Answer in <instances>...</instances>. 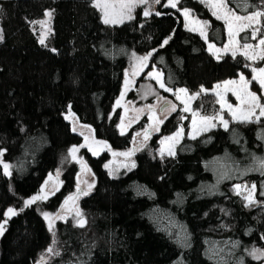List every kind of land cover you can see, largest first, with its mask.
Returning a JSON list of instances; mask_svg holds the SVG:
<instances>
[{"label":"trees","instance_id":"obj_1","mask_svg":"<svg viewBox=\"0 0 264 264\" xmlns=\"http://www.w3.org/2000/svg\"><path fill=\"white\" fill-rule=\"evenodd\" d=\"M93 3L0 0V157L10 165L8 175L0 164V223L7 222L0 264H254L251 253L264 238V119L185 138L173 157L159 155L153 142L136 155V169L118 178L105 169L108 153L88 156L96 186L81 200L86 226L48 229L41 213L56 212L76 189L78 166L70 151L82 137L69 113L113 151L132 147L136 128L120 133L121 112L114 111L132 52L148 55L166 87L200 93L194 108L203 114L216 115L220 105L201 88L252 75L243 55L214 57L207 42L186 29L180 11L189 9L209 21L208 42H227L224 23L197 0H180L179 9L150 17L139 9L122 25L105 24ZM228 6L248 15L264 11V0H231ZM49 10L52 32L43 45L37 23ZM250 34L242 33L241 42H250L242 39ZM180 125L178 113L161 136ZM230 152L262 171L216 186L214 165ZM59 172L60 191L26 206ZM245 183L257 185L252 206L234 190ZM9 208L16 214L5 216Z\"/></svg>","mask_w":264,"mask_h":264},{"label":"rangeland","instance_id":"obj_2","mask_svg":"<svg viewBox=\"0 0 264 264\" xmlns=\"http://www.w3.org/2000/svg\"><path fill=\"white\" fill-rule=\"evenodd\" d=\"M197 1L202 3L209 10V12L216 18V16L213 14L214 11L213 8L209 5V3L206 2V0L205 2H202V0H197ZM179 2L180 0H178L177 6L173 8L167 6L168 0H160L159 4L155 3L154 0H148V4L138 5L132 10L131 19H129L127 16H124L122 22H117L114 24H107V25H122L126 22H129L135 17V14L139 9H142L143 13L145 10H148L150 12L149 15L147 16L144 15L145 17H150L157 12L159 13L161 9H166V8L179 9ZM184 10H181L180 12L183 16L186 29L189 30V28H192L193 30L191 32L200 35V31H199L200 25L206 22L208 26L207 28H205V32L208 36V31L210 28L209 21L197 17L189 9L187 10H189L190 15L186 17L184 15ZM48 12H51L52 16L49 17L45 14L44 18L37 23L38 27L36 29L37 32L39 33V41L41 35L45 34V44L43 45H48L50 35L52 32L51 24L53 18V11L49 10L46 13ZM100 13L102 15V21H103V13L101 11ZM218 20L224 23L223 20L221 19ZM260 20L262 24V17L260 18ZM193 21H197L199 23H193ZM40 22H44V23L41 24ZM225 27H226V37H227V42L225 45H227L229 42V37L227 34V26L225 25ZM254 27L261 28V25L260 24L254 25ZM247 31L251 32L252 29H248L244 32ZM244 32H241L237 37V39L240 40L241 44H243L241 42V34ZM0 35H1V30H0ZM201 37L207 42L208 51L214 57L221 58L225 55L232 56L231 51L227 53L221 52L219 54H214L215 49L210 50L209 48V45H214V44L208 42V38H205L204 36ZM261 38H264V31L258 32L257 37L255 39H251L250 42L247 43L252 44L256 49V51H259L261 47H264L259 45V40ZM222 47L223 46L215 45V48H222ZM241 52H243V48H240V50L237 52L236 55H241ZM144 56H148V55H140L137 54L136 52H132L131 55L129 56L128 67L125 71V78H124L122 90L115 103V108H114V111L120 110L121 112L120 123L118 126L120 133L126 134L133 128H136L131 149L121 152L113 151L107 142L99 140L96 137L94 130L90 126L80 124L72 113H69L67 115V119L73 125V130L82 137L81 143L71 148V150L75 148L77 149V151L74 154L72 151H70L71 161L76 163L78 166V173L76 176V189L70 196H73L76 193L77 189L87 191L89 192V194H91L95 189L96 177L94 171L92 170L88 162V156H91L92 158H99L103 156L105 153H108L110 155V159L105 164V169L112 178H118L123 173H129L136 169L137 167L136 155L146 150H149L150 145L153 142H158L160 146L158 151L159 155L173 157L175 156L177 146L185 138L193 139L192 136H195L196 138L216 128H224L223 125L219 122V120H214L212 121V123L215 125L214 127H210L207 130L202 131L201 130L202 125L200 119L201 117L223 116L224 119L228 121V127L230 126V124L238 122L232 119V116L230 115L229 110L227 108V103L232 104L234 109L241 107L240 101L237 100L236 96L233 94V90L239 92L242 88V84L237 83V84H229L225 86L223 82L219 84L221 85L220 88H217L215 85L213 89L202 92V93L210 92L213 95H215L220 105V111L216 115L203 114L194 108V104L199 98L200 94L196 96L195 95L196 93H191L186 88H175V89L169 88L170 91H165V88H162L160 86V83L158 82L159 80L160 82L164 83L162 72L150 65L149 57L147 61H140L138 59ZM249 61L250 63H252V67H251L252 75L251 77L247 76L246 74H242V75L245 77L246 80L250 82L248 90L255 92L258 96H261V103L264 104V89L260 88L258 81L252 79V77L255 75V73H253L252 71V68L259 69L261 67H264V60L256 59ZM260 63L262 64L259 65ZM154 77H157L158 79ZM240 77L241 75L236 79L227 80V81H240ZM180 89H186L187 93L180 92L179 91ZM217 93H219V95H217ZM177 96H179L180 98L177 99ZM189 97L192 98L189 99ZM181 101L187 103L191 110L188 112L182 111V109L185 106V103H181ZM166 102H170L168 104L169 108H171V105H175L176 106L175 110H169L167 112L162 111V109L165 107ZM244 107H246V105ZM193 111L199 113V115L195 117L197 121L195 128H193L192 126ZM178 113L180 115V119L181 117H183V119H181V125L178 131H180V129L183 128V132L178 138L165 139L167 137H175V134L178 132L177 131L172 135L161 136L164 124L172 116ZM237 115L238 116L240 115L239 112L237 113ZM262 119H264V117L260 118V120ZM186 125L188 126L186 127ZM137 133H139V135H137ZM169 151H171L173 154L170 155ZM124 153H128V155H123ZM262 160L264 161V157ZM237 161L240 163H238ZM247 161L248 159L246 158L242 159L235 157L233 152L227 153L223 158H219L216 161V164L214 165V168L212 170L216 180L215 185L216 186L220 185L226 179L243 178L244 176L251 174L253 172L262 171L260 167L257 168L253 165V163ZM0 164L2 166L5 164L2 157H0ZM54 175L61 178L62 173L59 172L58 174H54ZM48 185L49 186L47 188V193L52 195L56 191L57 184L52 181ZM238 185L239 187H237ZM256 187L257 185L255 184H248V183L237 184L234 187V190L235 193L243 197L247 206H252L256 198ZM45 213L49 214L47 219L44 216ZM41 214L46 222L48 229L51 232L55 231L58 223L70 222L75 226H78L79 221H81V219H86L84 215V211L81 207V201L77 203V205L73 210H69L65 206V204H63L56 212L43 211ZM259 256H260L259 253L256 252L255 255H253L254 260H257Z\"/></svg>","mask_w":264,"mask_h":264},{"label":"snow or ice","instance_id":"obj_3","mask_svg":"<svg viewBox=\"0 0 264 264\" xmlns=\"http://www.w3.org/2000/svg\"><path fill=\"white\" fill-rule=\"evenodd\" d=\"M155 3L159 4L160 0H154ZM202 2H205V0H202ZM207 3L213 8V14L216 16L217 19H221L224 21L225 25L227 26V34L229 37V42L227 45L223 46L222 48H215V45H209L210 50L215 49L214 54H219L221 52L227 53L231 51V54L233 57L236 56L237 52L240 50V48H243V52H241V55L244 56L247 60H264V47H261L259 51H256L254 46L250 43H240V40L237 39L239 34L241 32H244L248 29H252L250 36H245L242 39L244 41H247L249 39H255L257 37L258 32L264 31V24H261V17H264V11H255L248 15H240L237 14L235 10L232 8H229L228 5L231 2V0H206ZM245 4H247V0H244ZM178 0H168L167 6L175 8L177 6ZM148 4V0H95L94 6L97 7L102 13H103V22L105 24H114L117 22H122L124 16H127L129 19L132 18L131 12L132 10L138 6V5H146ZM145 16L149 15L150 12L148 10H145L143 13ZM159 15V13H156ZM47 16L51 17L52 13L48 12L46 13ZM184 15L187 17L190 15L189 10H184ZM43 24L44 22H40ZM193 23H199L197 21H193ZM261 25V28H256L254 25ZM207 23H203L200 25L199 31L200 35L207 38V34L205 32V28H207ZM190 31H192V28H189ZM3 37L0 35V40H2ZM40 43L45 44V34L41 35ZM163 43H167V40H165ZM259 45L264 46V38H261L259 40ZM140 61H147L148 56L140 57L138 58ZM247 67V65H246ZM253 73L255 75L252 77L253 80L258 81L260 88L264 89V67H261L259 69L252 68ZM135 74V73H134ZM157 78V77H154ZM158 79V78H157ZM160 86L162 88H165V91H170L169 88L165 87L164 83L160 82ZM242 84L241 90L235 91L233 90V94L236 96L237 100L240 101V108L234 109L233 105L230 103H227V108L229 110L230 115L232 116L233 120L238 121L239 123H254L259 122L261 117H264V104L261 103V96H258L255 92L249 91V84L250 82L245 79L243 75L240 77V81H225L224 85L229 84ZM217 88H220L221 85H216ZM180 92L187 93L186 89H180ZM203 88H201V92H205ZM242 93V94H241ZM200 93H196L195 95L198 96ZM219 95V93H217ZM180 97L177 96V99ZM192 97H189L191 99ZM219 102V101H218ZM119 103V102H118ZM170 102H166L165 107L162 109V111L167 112L169 110H175L176 106L171 105V108H169L168 104ZM181 103H185L184 101H181ZM246 105V107H244ZM223 107V105H222ZM190 107L187 103H185L184 108L182 111L188 112L190 111ZM258 111V114H257ZM239 112V116L237 113ZM193 119H192V126L193 128L196 127L197 121L195 119L196 116L199 115L198 112L193 111L192 112ZM183 119V117H181ZM201 130H207L210 127H214L215 125L212 123L214 120H219V122L223 125L225 130L228 129V121L224 119L223 116H204L201 117ZM183 132V128L180 129L175 134V137H167L165 139H175L178 138L181 133ZM139 135V133H137ZM147 135V134H145ZM193 139H195V136H192ZM73 154L77 151V149L73 148L71 150ZM169 154L172 155L173 153L169 151ZM2 155V153H0ZM123 155H128V153H124ZM75 158V157H74ZM4 171L5 174L10 175L8 172L9 165L4 164ZM262 168H264V163L261 165ZM239 187V185L237 186ZM43 192V190H42ZM84 195H87V192L83 193ZM46 196L38 195L33 196L31 199L27 200L25 202V205H31L35 203L38 199H44ZM73 199V197H68V200ZM67 203V200L65 201ZM22 210V209H21ZM16 210L13 208L7 209L5 212V216L15 215ZM45 218L47 219L49 214H44ZM6 222V221H5ZM80 225L83 226V220L79 221ZM3 231V224L0 223V234H2ZM49 253L53 252L52 248H49L47 250ZM256 250H253L251 253L252 255H255Z\"/></svg>","mask_w":264,"mask_h":264},{"label":"water","instance_id":"obj_4","mask_svg":"<svg viewBox=\"0 0 264 264\" xmlns=\"http://www.w3.org/2000/svg\"><path fill=\"white\" fill-rule=\"evenodd\" d=\"M50 181H53V182H55V183L57 184V186H58V190H57V192H59L60 189L62 188L63 180H62L60 177L55 176V175H53V174L49 175L48 179L46 180V182H45V184H44V186H43V188H42L43 192L41 191V195L46 196V198H44V199H38L36 202H38V201H44L45 199L50 198L51 196L54 195V194H52V195H48V194L46 193L47 184H48ZM84 192H87V191H83V190H81V189H77L76 193H75L73 196H71V197H73V199H71V200H68V199H67V203H64L65 206H66L69 210H73V209L75 208V206L77 205V203H78L82 198H85V197H87V196L89 195V192H87V195H84V194H83ZM36 202H35V203H36ZM35 203H33V204H35ZM82 220H83V226H81L80 223H79V224H78V227H79V228H84V227L86 226V224H87L86 219H82ZM6 224H7V222H5V223L3 224V226H5ZM0 237H1V234H0Z\"/></svg>","mask_w":264,"mask_h":264},{"label":"flooded vegetation","instance_id":"obj_5","mask_svg":"<svg viewBox=\"0 0 264 264\" xmlns=\"http://www.w3.org/2000/svg\"><path fill=\"white\" fill-rule=\"evenodd\" d=\"M57 190H58V186L56 187V191L53 194L57 193ZM46 193H47V189H46ZM254 250H257L256 252H258L260 256L257 260H254L253 258V263L254 264H264V238L261 239L260 245L255 246Z\"/></svg>","mask_w":264,"mask_h":264}]
</instances>
